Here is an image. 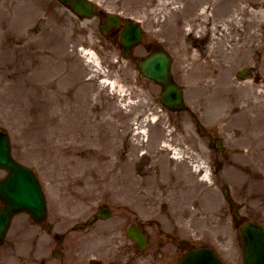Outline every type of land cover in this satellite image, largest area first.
Returning <instances> with one entry per match:
<instances>
[{
	"label": "rangeland",
	"instance_id": "1",
	"mask_svg": "<svg viewBox=\"0 0 264 264\" xmlns=\"http://www.w3.org/2000/svg\"><path fill=\"white\" fill-rule=\"evenodd\" d=\"M93 1L98 3V8L100 9L116 11L125 18L131 17L138 20L144 30V40H153L154 35L161 34L171 44L170 50L175 55L173 71L178 81L186 85V100L191 109L196 113L194 118H198L197 120L200 122L211 126L212 134L221 135L225 140V155H227V158L224 161L223 175L234 172V178L233 180L229 179L228 185L233 198L243 204L241 212L250 219L259 220L264 224V154L255 155L252 158L240 154L237 161L235 158L230 157L233 156L231 153L237 145L234 134L240 133L237 130V125L243 124L244 118L240 115L241 111H237L224 116V119L221 121L218 120V112L221 110V107L222 109L225 108L224 102L229 99V96L226 93L224 94L223 89H219L218 92L220 93L211 94L208 91L209 88L204 85L207 81L209 84L212 83V79L209 76L213 74L214 69H219V73L223 76L221 79L223 80L226 78V75H233L240 63L231 64V66L226 67V70H221L209 58L206 61L201 60V58L198 59V56L203 54V52L199 49H193V45L186 39L185 34L187 28L196 27L197 25L186 24V19L190 15H185V17L183 14H180L179 17L168 16L172 14L171 11L173 9L178 8L176 4L180 5L177 3V0ZM180 1L182 3L185 2V0ZM259 1L250 0L251 3L245 7V12L238 14L240 16L238 17V21H234L233 24H226V27H224L226 31H229L230 27L236 29L235 36L226 37L224 35L222 39L223 47L229 45H227V41L231 38L238 42L239 39L243 40L240 43L241 47L249 48V56L251 58L248 59L247 63L254 64L264 77L263 51L260 49L259 51H255L257 48L253 45L255 41L254 37H245L246 34H238L243 31V27L245 26L244 15L247 14L249 16L250 24V5L256 4ZM200 2H204V0H200ZM240 2L241 0H236V5L241 4ZM5 9H8L9 16H15L10 24L14 26L18 25L20 28L23 26L21 32L23 31V34L26 35V42L29 41V48L37 49L40 52V57L44 60L43 64L48 65L51 58H69L72 59L73 67L76 68L73 73L85 75L86 69L84 67H90V65L86 61L81 60L83 58L80 56L82 54L78 51V48L82 45L88 49H95L102 64L110 65L108 71L110 79L123 78L127 85L130 83L137 84L133 81V73H131L128 62L124 63L120 59L118 49L108 43L105 44L98 41L99 35H97L96 22L90 21L81 26L64 7L54 0H0V15L5 13L3 12ZM0 19L2 18L0 17ZM2 20L3 22L0 27L4 26L7 28L6 18L4 17ZM229 20L231 18H228L227 22ZM13 28L8 26L10 30ZM200 28L203 29V25ZM218 29L221 31L222 28L218 27ZM262 30H264V23ZM262 32L264 33V31ZM18 37L15 35V41ZM100 44L102 45L101 48L99 47ZM262 46H264V41L262 42ZM177 48H179V51H176ZM254 52L259 54L258 57L254 56ZM35 53L37 54L36 51ZM0 56H5L4 52L0 53ZM1 59L2 57H0V61ZM115 61L119 62V68L113 66L117 64H113ZM81 63H85V66H81ZM13 64L15 65V62ZM46 69H51V66L48 65ZM47 73L49 71L46 70L35 72L29 80L34 81L42 77L44 78ZM207 75L209 76L205 77ZM91 76L92 72L89 71L88 77ZM98 79L94 77L88 81L98 84ZM14 80V77H11L9 85ZM234 80H232L233 83L235 82ZM3 83L1 82L0 85ZM221 83L223 82L221 81ZM195 84L206 87L198 88ZM229 84L232 85L230 79ZM88 85H86V88H88ZM92 87L91 90L95 96L102 95L104 97V99L100 98L102 102L96 100L97 102L94 104L99 106L105 105L103 112L95 114L99 115L101 119L98 121L97 131L103 130L104 134H97V138L91 136V139L84 136L83 141L80 140V145H75L73 142L78 138L74 132L75 128L63 124L60 129L59 126L56 127L54 125V121L57 118L55 116L57 114V107L55 108L52 96L53 91L44 95L47 102L52 100L51 108L47 109L46 107V110L43 109L44 101L38 102L36 97L32 99H35V101L28 102L26 96L28 87L26 85L22 93H20V88L13 93L7 91L0 97V108H2L4 113L2 114L3 119L0 122L6 123V115L10 119V122L6 126L9 125L7 126V130L11 134L15 154L36 168L46 185L48 195L52 197V203L55 201L56 207H61L62 209L67 208L64 205V200L67 202L71 200L72 203H69L67 206L72 205L73 209L81 208L82 205L92 201H94L93 203H108L113 209L117 208L119 195L117 188L119 182L117 161L119 118L122 115L130 113L131 108L129 111L126 107L131 104L136 106L141 104L146 105L145 103L148 98L146 99L145 97L148 93L154 91L151 85L142 81L139 88L129 87L128 92H130L131 97L129 98V102L124 104L123 100L114 94L116 89L110 95L108 88L103 85L92 84ZM234 89L236 91L235 95H241L247 93V91L251 92L256 89L264 91V85L245 83V85L238 84V87ZM251 94L258 95L257 93ZM8 96H10V100L14 104H8L7 106L4 103L2 105ZM239 97L237 96V98ZM15 98L18 99V102ZM148 104L150 103L148 102ZM39 105L42 114L37 110ZM29 107L31 111H36L30 114L36 119L34 124L29 123L28 119L31 116L29 113H25V111H29ZM6 108L8 110H5ZM135 112V110H132L130 115H134ZM76 113L78 112L76 111ZM77 116L80 117V114H77ZM189 131H191V128ZM188 138L193 142V145L196 143V138L192 134ZM58 195L60 199L57 198ZM214 206H219L222 212L221 214L218 212L216 217L210 216L215 221H213L211 227L201 223V220L193 224L195 232L200 238L198 243L213 246L226 261L241 264L239 233L231 224L227 215L226 205L218 192L217 197H206V205L204 206V209L207 208L205 210L206 213H217ZM71 207H68V209Z\"/></svg>",
	"mask_w": 264,
	"mask_h": 264
},
{
	"label": "bare ground",
	"instance_id": "2",
	"mask_svg": "<svg viewBox=\"0 0 264 264\" xmlns=\"http://www.w3.org/2000/svg\"><path fill=\"white\" fill-rule=\"evenodd\" d=\"M245 7L241 9L242 12H245ZM247 15V14H246ZM250 24L249 27L251 28V36L255 38L253 42L255 47L258 49L263 48L262 42L264 41V33L262 31L263 23H264V0H260L258 3L252 5L250 9ZM259 30V33H258ZM89 54V53H86ZM89 61L93 64L95 63L94 60L89 56ZM104 85L109 86L110 88L114 87L115 82L112 80H105L103 81Z\"/></svg>",
	"mask_w": 264,
	"mask_h": 264
},
{
	"label": "water",
	"instance_id": "3",
	"mask_svg": "<svg viewBox=\"0 0 264 264\" xmlns=\"http://www.w3.org/2000/svg\"><path fill=\"white\" fill-rule=\"evenodd\" d=\"M73 5L75 4H78V2H72ZM76 7V6H74ZM84 8L86 9H89V5L87 4H84ZM131 28H134L137 30V26H132L130 25ZM137 35V33H135ZM160 77V76H159ZM159 77H157V79H160ZM160 80H163L160 79ZM166 86L168 87L167 91H170L172 92L171 89H174L175 87L172 85V84H169L167 83ZM168 93H165V96H167ZM174 98H171L169 97L167 100L170 101ZM250 227V225H246L244 228H243V233L246 232V230ZM248 252L245 251V258L248 256ZM253 257L252 256H249L248 260H247V263L246 264H253ZM180 264H220L217 262V260L215 259L213 253L211 251H205V250H202V251H196L195 253H193V255L189 254V255H186L183 260L180 262Z\"/></svg>",
	"mask_w": 264,
	"mask_h": 264
},
{
	"label": "flooded vegetation",
	"instance_id": "4",
	"mask_svg": "<svg viewBox=\"0 0 264 264\" xmlns=\"http://www.w3.org/2000/svg\"><path fill=\"white\" fill-rule=\"evenodd\" d=\"M42 225H43V229L46 230L47 227H45L44 224H42ZM55 238H56V240H57L58 242L61 241V236H59V235H55ZM90 263H91V264H104V261H103L102 259H98V260H90ZM42 264H44V261H42ZM60 264H65L64 261H63V258L61 259Z\"/></svg>",
	"mask_w": 264,
	"mask_h": 264
}]
</instances>
